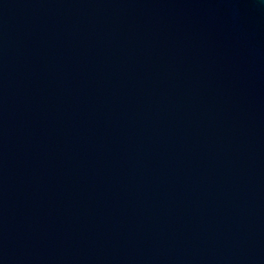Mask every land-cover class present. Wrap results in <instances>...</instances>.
Here are the masks:
<instances>
[{
	"label": "water",
	"instance_id": "1",
	"mask_svg": "<svg viewBox=\"0 0 264 264\" xmlns=\"http://www.w3.org/2000/svg\"><path fill=\"white\" fill-rule=\"evenodd\" d=\"M0 264H264V0H0Z\"/></svg>",
	"mask_w": 264,
	"mask_h": 264
}]
</instances>
